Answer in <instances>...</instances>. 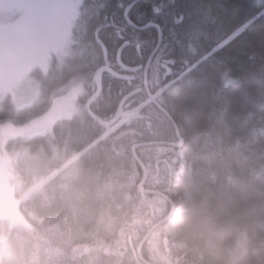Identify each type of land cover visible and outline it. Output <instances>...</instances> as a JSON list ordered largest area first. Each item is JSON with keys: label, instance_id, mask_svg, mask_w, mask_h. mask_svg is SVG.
Returning <instances> with one entry per match:
<instances>
[{"label": "trees", "instance_id": "1", "mask_svg": "<svg viewBox=\"0 0 264 264\" xmlns=\"http://www.w3.org/2000/svg\"><path fill=\"white\" fill-rule=\"evenodd\" d=\"M134 1L85 0L73 31L82 51L38 77L34 105L17 110L9 97L0 101V125H23L43 117L68 87L84 90L77 113L57 120L50 134L6 146L26 151L14 165L22 192L58 170L70 151L80 156L77 174L52 177L20 202L37 250L25 264H143L130 245L136 251L171 209L161 196L140 194L144 172L131 152L136 143L178 142L147 96L143 70L128 73L116 62L126 44L123 64L145 66L158 44L155 26L137 31L125 21ZM127 18L162 31L147 87L184 141L136 150L148 175L143 189L162 192L175 207L142 257L151 264H264V0H140ZM59 31L44 34L54 54ZM163 227L169 233L159 257L151 243Z\"/></svg>", "mask_w": 264, "mask_h": 264}, {"label": "rangeland", "instance_id": "2", "mask_svg": "<svg viewBox=\"0 0 264 264\" xmlns=\"http://www.w3.org/2000/svg\"><path fill=\"white\" fill-rule=\"evenodd\" d=\"M62 1L0 0V101L9 97L17 110L34 105L35 101L40 98L41 82L38 77L49 72L53 65L64 64L67 58L82 51L75 45L77 43L73 35L75 29L68 31L60 40L55 54L46 48L45 38L38 36L37 25L40 21L37 16L40 10H52L61 5ZM74 2L75 7L69 25L71 29L75 18L79 16L80 5L83 6L85 0H74ZM33 6H38L34 15L32 12L29 13ZM166 69H169L167 65ZM155 83L156 85L158 83L156 79ZM83 91L81 85L68 87L62 96L53 101L54 103L46 114L35 121L23 125L14 123L0 125V264H25L37 259V250L31 245L30 240H27L30 237L31 227L20 213V202L26 200L35 191L38 192L49 182L50 178L60 176V174L63 177L75 175L81 168L79 154L70 151L65 157L66 162L58 170L39 182L36 187L22 192V182L14 170V165L17 157L26 151L10 152L6 146L16 139L50 134L57 120L77 113L79 108L77 100ZM119 116L118 113L112 121ZM162 152L163 150L158 149V153ZM37 158L38 163H42L38 155ZM29 159L34 161L36 158L29 156ZM156 205L159 206V203L156 202ZM166 233H169V230L163 227L152 238L151 250H154L152 253H158L159 257L160 254L156 249L161 244L160 238ZM179 261V258L174 260L177 263H180Z\"/></svg>", "mask_w": 264, "mask_h": 264}, {"label": "water", "instance_id": "3", "mask_svg": "<svg viewBox=\"0 0 264 264\" xmlns=\"http://www.w3.org/2000/svg\"><path fill=\"white\" fill-rule=\"evenodd\" d=\"M140 0H136L134 2H132L124 11V18H125V21L129 24V25H132V27L137 30V31H142V30H145L146 28L148 27H152V26H155L157 28V31H159V39H158V44L156 45V47L154 48V50L150 53V56L149 58L147 59L146 63H145V66H138V67H128V66H125L122 62V59H121V52L122 50L126 47V44L122 45L120 47V49H118L116 55H117V58H116V62H117V65L120 66V68H122L124 71L128 72V73H136V72H139V71H142L143 70V76H144V82H143V86L145 87V90L147 92V96L148 98H150L151 102L153 103V105L155 107H157L164 115L167 119L170 120L175 132H176V136H177V141L178 142H147V143H136L135 145L132 146L131 148V152L133 154V157L135 159L136 162H138V164L142 167L143 169V172H144V178L142 180V182L138 185V189H139V192L142 196H144L145 194H153V195H156V196H161L163 198H165L166 200L169 201L170 203V211L168 212V214L163 217L161 219V221L157 222L156 224H154L151 229L148 230L147 234L140 240V244L138 246V248L136 249V251H134L132 245L131 246V249H132V252L137 256L138 260L140 262H142L143 264H151L149 262H147L143 257H142V253H141V249L143 247V245L145 244V241H147L149 239V237L151 236V234L155 231V229L159 228L160 226H162V224L168 222L172 216V213L174 212L175 210V207H174V204L172 202V200H170L168 197H166L165 194H163L162 192H157V191H145L142 187V185L144 184V182L147 180V171L144 167V165H142V162L140 161L139 157H138V154H136V150L137 148H140V147H147V146H171V147H174V148H180L182 145H183V140L181 138V134H180V130H178V127L175 123V121L170 117L169 113L166 112L164 110V108H162L159 103L155 100V98L152 97L150 91H149V88L147 87V83H148V71L150 69V66H151V63L157 53V51L160 49L161 45H162V31H160V28L155 25V24H148V25H145V26H141V27H136L132 22H129L127 16H128V13H129V10L130 8H132L134 6L135 3L139 2ZM158 1H162V0H158ZM175 162V160H173V163ZM163 247L165 249V252L169 253V249H168V246H169V241H167L166 239H163ZM154 264V263H152Z\"/></svg>", "mask_w": 264, "mask_h": 264}, {"label": "flooded vegetation", "instance_id": "4", "mask_svg": "<svg viewBox=\"0 0 264 264\" xmlns=\"http://www.w3.org/2000/svg\"><path fill=\"white\" fill-rule=\"evenodd\" d=\"M37 7L38 6H33L29 10V13L32 12L34 15V12L36 11ZM74 7H75L74 0H63L61 5H59L58 7L54 8L52 10L48 11L45 9H41L40 13H38L39 16H37V18L40 21L38 24L37 31L38 30H39L38 32L43 31L41 35L44 37L45 35L48 36V35L53 34L54 32H56L57 30L60 29V31L58 33H55V35H54V36L58 37L57 42L59 44L60 40L65 37V35L68 33V31H73L78 26V24H77L78 19L82 14L80 9L83 6H81V5L79 8V14H78L79 16L75 18V20L73 22L74 25H73L72 29L69 28V25L71 23L70 17L72 15ZM45 41H46V37H45Z\"/></svg>", "mask_w": 264, "mask_h": 264}]
</instances>
